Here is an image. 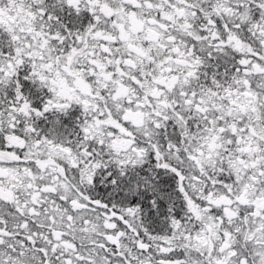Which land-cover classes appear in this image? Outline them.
<instances>
[{
	"label": "snow or ice",
	"instance_id": "obj_1",
	"mask_svg": "<svg viewBox=\"0 0 264 264\" xmlns=\"http://www.w3.org/2000/svg\"><path fill=\"white\" fill-rule=\"evenodd\" d=\"M0 264H264V0H0Z\"/></svg>",
	"mask_w": 264,
	"mask_h": 264
}]
</instances>
